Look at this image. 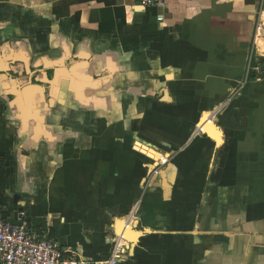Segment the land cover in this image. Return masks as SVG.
Here are the masks:
<instances>
[{
  "label": "crops",
  "instance_id": "1",
  "mask_svg": "<svg viewBox=\"0 0 264 264\" xmlns=\"http://www.w3.org/2000/svg\"><path fill=\"white\" fill-rule=\"evenodd\" d=\"M0 212L78 264H264V0H0Z\"/></svg>",
  "mask_w": 264,
  "mask_h": 264
},
{
  "label": "built area",
  "instance_id": "2",
  "mask_svg": "<svg viewBox=\"0 0 264 264\" xmlns=\"http://www.w3.org/2000/svg\"><path fill=\"white\" fill-rule=\"evenodd\" d=\"M147 8H161L166 0H134ZM163 20V17H159ZM261 22V21H260ZM261 31L258 25L257 33ZM201 130V129H200ZM121 237L115 244L112 255L102 264H119L126 255ZM0 264H78L64 257L57 242L47 234L36 230L21 214L17 222L6 219L0 212Z\"/></svg>",
  "mask_w": 264,
  "mask_h": 264
},
{
  "label": "water",
  "instance_id": "3",
  "mask_svg": "<svg viewBox=\"0 0 264 264\" xmlns=\"http://www.w3.org/2000/svg\"><path fill=\"white\" fill-rule=\"evenodd\" d=\"M209 123H211V121L206 120L204 123H202V124L200 125V129L204 130V128H205ZM205 129H206V128H205ZM122 235H124V234H122ZM131 242H133V241H131Z\"/></svg>",
  "mask_w": 264,
  "mask_h": 264
},
{
  "label": "trees",
  "instance_id": "4",
  "mask_svg": "<svg viewBox=\"0 0 264 264\" xmlns=\"http://www.w3.org/2000/svg\"><path fill=\"white\" fill-rule=\"evenodd\" d=\"M251 76L254 78L255 74H254V73H252V75H251Z\"/></svg>",
  "mask_w": 264,
  "mask_h": 264
},
{
  "label": "bare ground",
  "instance_id": "5",
  "mask_svg": "<svg viewBox=\"0 0 264 264\" xmlns=\"http://www.w3.org/2000/svg\"><path fill=\"white\" fill-rule=\"evenodd\" d=\"M207 127H208V125L205 128H207Z\"/></svg>",
  "mask_w": 264,
  "mask_h": 264
}]
</instances>
